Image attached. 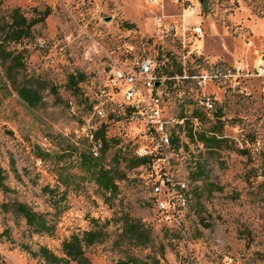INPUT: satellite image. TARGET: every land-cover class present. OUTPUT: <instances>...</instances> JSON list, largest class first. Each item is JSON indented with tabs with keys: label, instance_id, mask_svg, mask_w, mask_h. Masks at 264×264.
Wrapping results in <instances>:
<instances>
[{
	"label": "rangeland",
	"instance_id": "374dc122",
	"mask_svg": "<svg viewBox=\"0 0 264 264\" xmlns=\"http://www.w3.org/2000/svg\"><path fill=\"white\" fill-rule=\"evenodd\" d=\"M47 7L52 13L34 27L33 37L13 48L25 51V74L56 86L58 94L47 90L43 103L32 110L15 92L0 94V166L10 188H0V204L27 203L46 214L55 230L31 233L24 219L0 211V234L8 230L11 237L0 238V263L46 264L23 245L32 250L45 246L63 256L64 240L99 226L108 236L86 249L91 264H114L123 251L152 254L163 264H264V0H3L0 22L15 8L31 19ZM144 59L153 60L165 75L185 71L189 79L177 82L176 91L186 99L214 97L215 111L202 118V130L223 115V135L234 150L208 157L185 137L182 149L168 155L170 172L189 188L194 161H205L218 189L204 196L203 209L187 205L176 213L162 211L142 168L128 172L110 204L80 168L77 152L88 149L89 131L101 123L89 102L106 64ZM217 70L226 77L199 84L201 76ZM72 75L85 79L80 93L68 86ZM108 116L114 117L108 120V135L120 141L107 153L108 160L122 146L135 153L147 142L122 110ZM66 148L72 152L59 162L60 149ZM38 149L51 157L41 159ZM246 149L249 156L241 153ZM62 169L74 176L72 184L63 182ZM45 187L66 194V201L56 207ZM123 212L152 227L153 248H115Z\"/></svg>",
	"mask_w": 264,
	"mask_h": 264
},
{
	"label": "trees",
	"instance_id": "16d2710c",
	"mask_svg": "<svg viewBox=\"0 0 264 264\" xmlns=\"http://www.w3.org/2000/svg\"><path fill=\"white\" fill-rule=\"evenodd\" d=\"M3 0H0V4ZM52 13L51 8L47 7L43 12H40L37 18H27L19 8L10 11L8 19L0 22V94L5 95L10 92H15L20 101L28 109L38 108L44 100V94L50 90L54 95L58 94L56 86H50L47 81L40 77L27 76L26 71V57L25 51H18L13 46L21 44L24 40L33 37L34 27L42 22ZM168 76L172 73L166 72ZM182 73V70L180 71ZM82 75H72L68 81V86L73 91L81 92L79 84L84 82ZM1 102V98H0ZM94 105V101L89 102L90 110ZM223 115L219 113L216 115V120L209 130H203L198 134V141L204 144L205 154L208 157L219 156L224 148L234 150L230 146L229 140L224 137L223 130L225 123L222 121ZM114 118L108 116L105 120L97 125L96 130L90 129L87 142L88 149L77 152L78 149L73 150L77 152L80 159V168L86 169L91 175L90 182H94L98 193L105 198L107 202L112 204L113 200L119 194V183L128 178V172L139 169L151 163L149 157H138L128 145L117 149L111 159H107V153L113 146L120 145V141L108 135V120ZM190 140L193 136L190 133ZM177 141V140H175ZM100 142L102 149L98 156H94L93 148L95 143ZM60 161L67 158L66 154H71V149H60ZM41 159L46 160L51 156L43 152L41 149L37 150ZM242 154L249 156V151L243 150ZM65 168V165L63 169ZM62 169V171H63ZM61 178L66 185L72 184L74 176L66 171L61 172ZM6 173L0 166V188L8 192L10 188L6 185ZM191 200H189V208L194 207L203 209V198L212 195L218 188L209 180V170L206 167L205 161H194L192 171L189 174ZM200 182V185L191 187V183ZM264 186V178L262 182ZM48 194H51L52 203L56 207H60L66 201V194L57 195V193L45 187L43 189ZM194 200V202H193ZM199 209V210H201ZM0 211L5 214H13L15 217L25 220L31 233L36 234H52L55 226L47 219V215L35 211L30 205L21 201H10L0 204ZM122 229L115 242V248L121 249L125 244L131 248L149 249L154 247V238L152 227L143 223L142 221L132 217L128 212H123L121 216ZM203 226L210 228V223H205L201 219ZM108 233L102 227H95L93 229L76 233L71 235L62 243L63 256H59L52 252L49 248L42 246L38 250H32L28 245H23V249L28 252L33 258L43 260L46 264H91L86 256V249L95 244L102 243L107 238ZM6 237L11 240L10 233L5 230L0 234V238ZM123 258L119 259L114 264H163L160 259L154 257L152 254H147L144 257L137 256L132 252L123 251ZM2 264V263H0Z\"/></svg>",
	"mask_w": 264,
	"mask_h": 264
},
{
	"label": "built area",
	"instance_id": "2783aa9c",
	"mask_svg": "<svg viewBox=\"0 0 264 264\" xmlns=\"http://www.w3.org/2000/svg\"><path fill=\"white\" fill-rule=\"evenodd\" d=\"M195 33L200 34V28H196ZM237 70L241 72L242 68L238 67ZM221 77L226 75L217 70L214 75L201 76L199 84L214 82ZM188 79L185 71L178 77L160 73L151 59L124 65L109 62L92 107L93 115L98 120L103 121L108 117V112L115 113L120 109L130 123L141 127L140 134L147 142L137 147L135 154L151 158V163L142 167L146 172L143 180L150 188L152 197H160L159 207L167 213H176L186 207L190 197L187 181H177L170 172L168 155L180 151L185 144L184 138L189 137L190 133L194 137L191 142L198 143L205 150L197 137L203 131L202 118L213 114L216 107L214 97L203 95L193 102L176 91L177 82ZM96 128L97 125L91 127L92 130ZM101 149L102 144L95 143L92 150L94 156H98Z\"/></svg>",
	"mask_w": 264,
	"mask_h": 264
}]
</instances>
